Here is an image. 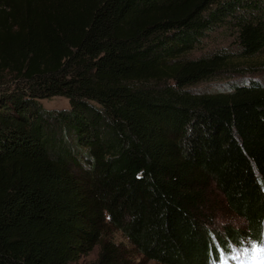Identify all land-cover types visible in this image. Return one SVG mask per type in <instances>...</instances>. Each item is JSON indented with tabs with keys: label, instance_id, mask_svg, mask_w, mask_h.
Masks as SVG:
<instances>
[{
	"label": "trees",
	"instance_id": "trees-1",
	"mask_svg": "<svg viewBox=\"0 0 264 264\" xmlns=\"http://www.w3.org/2000/svg\"><path fill=\"white\" fill-rule=\"evenodd\" d=\"M217 27L236 51L192 56ZM262 51L264 0H0V264H76L95 245L92 264H129L113 228L157 264L263 244L264 80L194 88ZM208 185L241 230L209 226Z\"/></svg>",
	"mask_w": 264,
	"mask_h": 264
},
{
	"label": "rangeland",
	"instance_id": "rangeland-1",
	"mask_svg": "<svg viewBox=\"0 0 264 264\" xmlns=\"http://www.w3.org/2000/svg\"><path fill=\"white\" fill-rule=\"evenodd\" d=\"M236 49L231 30L217 27L213 31L208 32L199 46L191 52V55L198 57L199 55H205L220 50L235 52ZM243 64L245 66L242 65L240 68L242 71L236 72L230 77L226 76L225 78L216 79L208 83L203 82L195 85V90L211 91L219 88L226 89L230 80H247L249 78L264 80V51ZM0 76V78H2L0 79V84H7L6 86H9L10 83H12V77L9 75L0 72ZM3 88L4 87L0 86V90ZM39 101L46 109H63L69 107L68 100L64 96H52L49 98H42ZM205 191V195L203 196L204 202L201 204V208L204 215L209 218V226L215 229H220L223 226L228 225L241 230V228L244 227L243 219L227 209L222 194L212 185H208ZM108 230L109 237L112 238L116 244L121 246L122 250L125 252L124 256L128 258L129 264H157L153 260H149L140 254L136 248L131 245L130 241L122 231L114 228ZM251 249L253 248L248 247L247 252ZM98 252L99 246L95 245L91 251L82 254L76 264H92L96 260Z\"/></svg>",
	"mask_w": 264,
	"mask_h": 264
},
{
	"label": "snow or ice",
	"instance_id": "snow-or-ice-1",
	"mask_svg": "<svg viewBox=\"0 0 264 264\" xmlns=\"http://www.w3.org/2000/svg\"><path fill=\"white\" fill-rule=\"evenodd\" d=\"M253 247H255V246H253Z\"/></svg>",
	"mask_w": 264,
	"mask_h": 264
}]
</instances>
